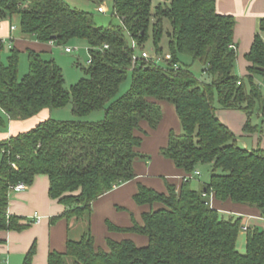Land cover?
<instances>
[{
	"label": "trees",
	"instance_id": "trees-1",
	"mask_svg": "<svg viewBox=\"0 0 264 264\" xmlns=\"http://www.w3.org/2000/svg\"><path fill=\"white\" fill-rule=\"evenodd\" d=\"M87 1L95 9L105 3ZM161 2L154 6L152 0H112L111 16L118 23L99 27L93 13L72 9L63 0H0V21L12 25L17 18L20 36L53 47L78 39L90 48L85 77L65 89L55 61L30 49L28 71L18 79L20 52L11 48L4 64L0 41V130L6 131L9 121H26L68 104L75 118H49L0 142V232L28 227L21 218L7 215L8 195L10 187H29L39 175L48 179L49 198L64 207L50 222L65 219L69 232L70 224H84L79 238L69 236L65 252L50 253L47 264H264V229L247 227L245 249L239 252L243 218L225 219L210 204L212 197L220 204L255 209L264 218V150L240 146L216 116L217 111L242 112L246 135L258 130L253 116L264 122V91L257 84L264 81V18L245 56L247 74L240 78L234 72L235 20L216 12V0ZM164 21L170 25L169 59L163 58L162 66L141 62L132 67L130 44L143 50L149 32L154 54L162 57ZM179 56L199 63L209 82L180 66ZM128 75V91L115 98ZM161 103L174 107L181 132L170 131L159 154L185 177L208 166L209 180L199 191L192 189L190 180L178 189L165 181L164 193L138 186L133 201L148 208L141 223L106 226L109 232L143 236L147 244L107 239L105 249L97 248L90 230L92 204L135 178V160L147 158L139 153L145 134L141 124L151 130L158 127ZM98 111L103 112L102 120H81ZM34 253L33 245L23 264H31Z\"/></svg>",
	"mask_w": 264,
	"mask_h": 264
},
{
	"label": "crops",
	"instance_id": "crops-1",
	"mask_svg": "<svg viewBox=\"0 0 264 264\" xmlns=\"http://www.w3.org/2000/svg\"><path fill=\"white\" fill-rule=\"evenodd\" d=\"M215 10L218 14L231 16L235 20L233 43L236 47V60L234 72L243 78L246 76L249 66L245 56L248 54L258 31L259 21L264 18V0H216ZM11 26L15 28L14 31L11 30ZM262 39L264 41V35H262ZM0 41L4 46L1 57L4 64L9 50L13 47L25 54L26 50L30 49L44 56L52 47L50 44H41L20 36L15 19L12 25L8 20L0 21ZM160 106L162 120L155 130L149 129L145 123L141 124V129L145 134L141 135L139 153L147 158L135 160L133 165L135 178L115 187L92 204L90 230L97 248L105 249L107 239L117 242L131 240L138 247L145 246L147 244L145 237L136 234L109 232L106 224L110 223L118 228H128L132 221L141 223V215L148 208L139 207L133 201L138 186L141 185L158 193H164L165 181L178 189L186 178L185 173L177 169L172 161L159 154L160 150L167 145L170 131L177 135L181 132L174 107L168 103H161ZM50 114L51 111L43 110L37 116L26 121H9L7 130L0 131V142L34 128L39 123L49 119ZM216 116L233 133L240 146L247 150L258 148L257 139L253 137L254 134L246 135L242 131L246 121L242 112L217 111ZM237 138H242L245 141H238ZM190 185L192 189L197 190L196 184L192 181ZM202 186L203 184L198 191L201 190ZM48 187L47 177L39 175L34 178L32 185L26 187L25 190L9 192L7 215L21 218V224H28V227L21 232H0V264H23L26 254L33 245L35 246V253L31 264H47L50 253L65 252L66 241L69 236L73 234L75 235L74 239H78L81 235V232L76 233L74 231L78 224H70L69 232L68 223L65 219H59L54 223L50 222L51 218L63 214L64 207L49 198ZM210 204L225 219L241 217L246 225L259 227L258 224L261 223L263 227L259 228L264 229V222L261 221L264 218H261L255 209L231 203L220 204L214 202L212 197ZM34 214L41 218L38 223L32 219ZM238 241V251L244 252L242 246L245 245V242Z\"/></svg>",
	"mask_w": 264,
	"mask_h": 264
},
{
	"label": "rangeland",
	"instance_id": "rangeland-1",
	"mask_svg": "<svg viewBox=\"0 0 264 264\" xmlns=\"http://www.w3.org/2000/svg\"><path fill=\"white\" fill-rule=\"evenodd\" d=\"M154 6H158L159 4H163L161 0H152ZM63 2L70 8L93 13L95 23L99 27H105L109 23L117 24L118 20L111 16V6H112V0H105V5L107 12L105 14H98L94 8V6L89 3L87 0H63ZM15 22L17 23L18 27V19L14 18ZM170 31V25L167 21H164L163 23V36L161 38L159 46L162 49V58L169 59V48L167 45V38L166 34ZM65 48L72 49V52L67 54L64 52ZM89 46L85 41L82 40H72L65 46L61 47H51L48 54L45 55L46 59L52 58L55 63L61 68L63 78H64V87L65 89H69L82 78L85 77L84 69L88 67L87 61L89 60ZM142 51H145L149 55L154 54V48H153V42L151 37V32H149V38L146 41V43L143 45V50H136V54L140 55ZM8 56V55H7ZM7 58V57H6ZM5 58V61H6ZM178 63L180 66L186 67L190 70V72L200 81L203 83H208L209 78L207 75L203 76L202 73V66L199 63H193L189 57L186 56H179L178 57ZM162 66V64L160 63ZM28 71V64H27V56L25 53L20 52L19 54V62H18V79H21ZM239 77V76H238ZM131 82V76L128 75L126 80L121 84L119 88V92L117 93L115 98H119L122 95H124L129 87ZM262 81L258 80L257 84H261ZM217 106V105H215ZM221 117V116H220ZM50 118L56 121H72L75 120V118L71 114V104H68L66 107L61 109H54L51 110ZM103 119V112L98 111L90 114L89 116L81 119L84 121L89 122H97ZM252 125L257 126L258 130L256 133H254L253 137H256L257 144L259 148L264 149V122H262L261 119H259L256 116H253L252 119ZM1 131V130H0ZM238 141H245L242 138H237ZM240 145V144H239ZM197 172L199 173L198 177L193 178L192 183L196 184V189H200L201 185L204 183H207L210 177V169L208 166H200L197 169ZM196 182V183H195ZM264 222V219L261 220ZM243 227H249L245 224V221L243 220ZM259 227H263L261 223L258 224ZM84 229V224L80 223L75 227L74 231L76 233L82 232ZM73 231V232H74ZM74 232V233H75ZM71 238L74 239L75 235H71ZM238 242L244 243L245 238V232L241 231L240 236L238 238ZM240 244V243H239ZM245 244V243H244ZM243 247V248H242ZM241 248L244 251L245 245H243Z\"/></svg>",
	"mask_w": 264,
	"mask_h": 264
},
{
	"label": "built area",
	"instance_id": "built-area-1",
	"mask_svg": "<svg viewBox=\"0 0 264 264\" xmlns=\"http://www.w3.org/2000/svg\"><path fill=\"white\" fill-rule=\"evenodd\" d=\"M98 14H105L107 12V9L105 7V5H101L99 6L98 8H96L95 10ZM15 28H12V31H14ZM52 46V44H50ZM130 47L131 49L134 51V54L132 55L131 57V64H132V67H134L135 65L141 63V62H144V63H152V64H155V65H160V63H162V60L163 58L161 56H157L156 54H152V55H149L148 53H146L145 51H142L140 53V55H137L136 54V50H138L137 48V45L135 42H131L130 44ZM232 48H234V46H232ZM64 52L69 54L72 52V49L70 48H65L64 49ZM90 64V59L87 61V65ZM175 69H177V67H175ZM259 88L264 91V81H262L261 84H258ZM199 173L196 171L194 172L192 175L190 176H187L185 178V180H192L193 178L195 177H198ZM26 185H24L23 183H18L12 187H10V192H19V191H23L26 189ZM34 222H39L41 220V218L37 215V214H34L33 218ZM247 227H243L242 228V231H246Z\"/></svg>",
	"mask_w": 264,
	"mask_h": 264
},
{
	"label": "water",
	"instance_id": "water-1",
	"mask_svg": "<svg viewBox=\"0 0 264 264\" xmlns=\"http://www.w3.org/2000/svg\"><path fill=\"white\" fill-rule=\"evenodd\" d=\"M262 214H264V211H262Z\"/></svg>",
	"mask_w": 264,
	"mask_h": 264
}]
</instances>
